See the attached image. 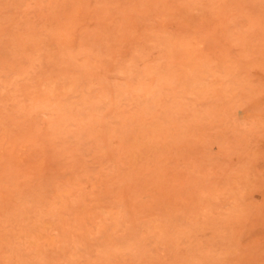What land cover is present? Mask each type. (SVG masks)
<instances>
[{
	"label": "rangeland",
	"instance_id": "obj_1",
	"mask_svg": "<svg viewBox=\"0 0 264 264\" xmlns=\"http://www.w3.org/2000/svg\"><path fill=\"white\" fill-rule=\"evenodd\" d=\"M0 264H264V0H0Z\"/></svg>",
	"mask_w": 264,
	"mask_h": 264
}]
</instances>
